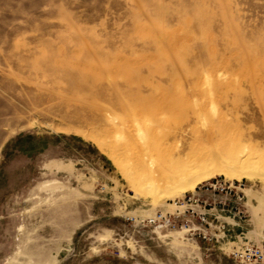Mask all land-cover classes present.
Wrapping results in <instances>:
<instances>
[{"label":"rangeland","instance_id":"rangeland-1","mask_svg":"<svg viewBox=\"0 0 264 264\" xmlns=\"http://www.w3.org/2000/svg\"><path fill=\"white\" fill-rule=\"evenodd\" d=\"M224 164L264 169V0H0V264H261ZM213 179L228 246L148 223Z\"/></svg>","mask_w":264,"mask_h":264},{"label":"built area","instance_id":"built-area-1","mask_svg":"<svg viewBox=\"0 0 264 264\" xmlns=\"http://www.w3.org/2000/svg\"><path fill=\"white\" fill-rule=\"evenodd\" d=\"M243 198L241 184L213 179L198 186L194 193L178 199L174 203V213L159 212L158 217L148 223L158 231L167 228L184 230L194 240L203 238L223 248L228 246L226 233L230 224H240L244 219ZM232 245L233 258L264 264V248L239 245L238 242Z\"/></svg>","mask_w":264,"mask_h":264},{"label":"bare ground","instance_id":"bare-ground-1","mask_svg":"<svg viewBox=\"0 0 264 264\" xmlns=\"http://www.w3.org/2000/svg\"><path fill=\"white\" fill-rule=\"evenodd\" d=\"M146 102V101H145ZM147 104V103H146ZM166 105V104H165ZM150 107V106H149ZM164 107V106H163ZM167 107V106H166ZM165 107V108H166ZM146 108V107H145ZM130 109V108H129ZM138 109V108H137ZM164 109V108H163ZM152 110V108H151ZM128 113V112H127ZM151 114V113H150ZM132 118V117H131ZM136 118V117H135ZM135 120H138L135 119ZM135 122V121H134ZM158 123V122H156ZM240 162V161H238ZM237 162V164H238ZM244 162V161H243ZM243 162H241L243 164ZM239 163V164H241ZM234 165V164H233ZM218 173L219 175H223L225 177H228L230 179H257L260 182L264 183V169L253 167V166H244V165H238V166H232V165H221L217 170H214L213 172L208 173L209 175L213 173ZM203 178V177H202ZM187 180V179H186ZM187 184V183H186ZM178 185V184H177Z\"/></svg>","mask_w":264,"mask_h":264},{"label":"crops","instance_id":"crops-1","mask_svg":"<svg viewBox=\"0 0 264 264\" xmlns=\"http://www.w3.org/2000/svg\"><path fill=\"white\" fill-rule=\"evenodd\" d=\"M251 230L248 233L251 239L257 244L264 243V215L263 211L258 208H252L251 210Z\"/></svg>","mask_w":264,"mask_h":264}]
</instances>
